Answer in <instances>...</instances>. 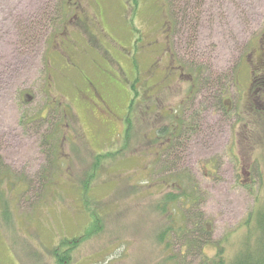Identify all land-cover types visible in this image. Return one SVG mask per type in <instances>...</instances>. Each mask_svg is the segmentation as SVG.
Listing matches in <instances>:
<instances>
[{"label":"rangeland","instance_id":"rangeland-1","mask_svg":"<svg viewBox=\"0 0 264 264\" xmlns=\"http://www.w3.org/2000/svg\"><path fill=\"white\" fill-rule=\"evenodd\" d=\"M263 36L264 0H0V264H258Z\"/></svg>","mask_w":264,"mask_h":264},{"label":"flooded vegetation","instance_id":"flooded-vegetation-1","mask_svg":"<svg viewBox=\"0 0 264 264\" xmlns=\"http://www.w3.org/2000/svg\"><path fill=\"white\" fill-rule=\"evenodd\" d=\"M262 45H263V48H262ZM256 49L257 51H259L258 49H262V52L260 53H257V66L256 64H254V61H252V66L253 68H255L257 70V73H256V70H252V78H251V89H252V92H253V95L254 97H257L256 98V101H258L259 97H261L262 94H264V36H263V39L259 42H257L256 44ZM252 58V56H251ZM260 61V63H259ZM252 95V94H251ZM264 97V96H263ZM98 99V98H97ZM104 107V103L103 102H100L97 104L96 106V109H98L99 111ZM100 108V109H99ZM103 110V109H102ZM177 133L174 131L173 133H170L168 136H167V141L166 143L164 142L163 146L162 147H165L166 148H169L171 142L174 140V137ZM245 170H243L244 172Z\"/></svg>","mask_w":264,"mask_h":264},{"label":"trees","instance_id":"trees-1","mask_svg":"<svg viewBox=\"0 0 264 264\" xmlns=\"http://www.w3.org/2000/svg\"><path fill=\"white\" fill-rule=\"evenodd\" d=\"M205 81V80H204ZM204 81H202V77H201V75H199V77L197 76V78H196V80H195V82H197V84H199V85H201V84H203L202 82H204ZM166 134H167V132H166ZM166 134H163V135H166ZM162 135V136H163ZM96 165L97 164H99V163H95ZM98 166V165H97ZM175 184V183H174ZM175 200V199H174ZM83 238V237H82ZM77 243V242H76ZM69 246V245H68ZM264 251V250H263ZM54 253H55V256L57 257V261L59 262V264H65V262H64V259H62L61 258V260H60V256H58L59 255V253H60V251H59V248L58 249H56V250H54ZM263 259L261 260V261H259V263L258 262H256V263H258V264H264V256L262 257ZM62 260H63V262H62ZM248 264H249V262H247ZM217 264H222V263H217Z\"/></svg>","mask_w":264,"mask_h":264}]
</instances>
